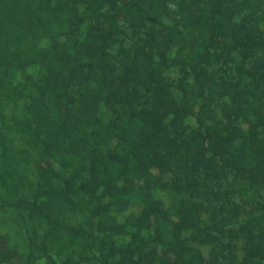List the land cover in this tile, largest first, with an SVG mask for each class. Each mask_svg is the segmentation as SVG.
Here are the masks:
<instances>
[{"label":"trees","instance_id":"obj_1","mask_svg":"<svg viewBox=\"0 0 264 264\" xmlns=\"http://www.w3.org/2000/svg\"><path fill=\"white\" fill-rule=\"evenodd\" d=\"M0 264H264V0H0Z\"/></svg>","mask_w":264,"mask_h":264}]
</instances>
